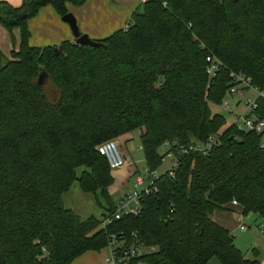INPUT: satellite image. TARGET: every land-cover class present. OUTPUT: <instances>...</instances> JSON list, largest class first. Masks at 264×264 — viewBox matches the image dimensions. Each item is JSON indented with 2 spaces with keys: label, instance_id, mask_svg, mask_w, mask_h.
<instances>
[{
  "label": "trees",
  "instance_id": "1",
  "mask_svg": "<svg viewBox=\"0 0 264 264\" xmlns=\"http://www.w3.org/2000/svg\"><path fill=\"white\" fill-rule=\"evenodd\" d=\"M86 1H0V24L20 32L11 59L0 54V264H70L107 248L110 235L154 248L127 264H259L211 216L235 200L244 215L264 220V149L211 107L220 106L229 72L264 87V0H146L127 31L97 46L30 45L28 21L42 7L63 17L66 4ZM207 56L222 64L214 78L204 71ZM135 130L150 171L162 166L165 143L176 154L210 136L217 144L178 155L174 177H159L138 215L103 229L115 204L98 147ZM75 180L83 193H99L102 221L81 223L64 208Z\"/></svg>",
  "mask_w": 264,
  "mask_h": 264
},
{
  "label": "built area",
  "instance_id": "2",
  "mask_svg": "<svg viewBox=\"0 0 264 264\" xmlns=\"http://www.w3.org/2000/svg\"><path fill=\"white\" fill-rule=\"evenodd\" d=\"M145 1L139 0V5L141 6ZM130 26V21H128L123 30L127 31ZM220 68H222V64L218 59L212 56L205 58L204 71L209 78H214ZM228 75L227 89L220 102L221 109L227 112L231 119L230 122L226 123V127L241 133L259 136L260 147L264 149V87L260 88L254 85L251 79L243 73L229 72ZM216 144L217 137L210 136L206 142H193L187 147L180 146L176 154L172 149V145L165 143L163 145L165 148L163 161L165 158L171 160L170 167L163 173H158L159 169L150 171L145 168L143 175H136L135 190L131 194L122 196L117 201L114 213L101 222V228L108 227L113 221L119 220L124 216L138 215L142 198L153 195L158 191L155 182L159 177L164 173H168L169 177H174V171L178 166V155H183L190 151L204 154ZM98 152L106 159L111 170L123 166L124 160L119 155L113 140L101 144L98 147ZM231 205L239 207L235 200L231 201ZM244 216L242 211L234 214L238 222V229L242 232L248 229ZM257 227L260 234L264 235V220H259ZM107 248L109 250V255L106 259L107 264H127L128 261L154 250L153 247H146L143 244L137 246L127 245L125 241L118 240L115 235L109 236Z\"/></svg>",
  "mask_w": 264,
  "mask_h": 264
},
{
  "label": "crops",
  "instance_id": "3",
  "mask_svg": "<svg viewBox=\"0 0 264 264\" xmlns=\"http://www.w3.org/2000/svg\"><path fill=\"white\" fill-rule=\"evenodd\" d=\"M0 1L7 2L14 7H19L21 5V0ZM66 8L68 13L72 14L76 19L80 32L87 35L91 40L98 41L123 29L134 11L140 8V5L139 0H87L80 6L66 4ZM28 30L30 32V45L32 47L43 48L48 46H59L64 41L73 43L75 41L69 26L59 19V15L51 6L42 7L38 13L28 21ZM19 43V30L13 29L10 33L0 24V54L2 55L3 61L11 59V53L18 51ZM240 211L241 208L228 205L226 210H217L211 217L213 221L233 235L236 230H239L238 222L234 214ZM247 215H251L252 219L250 222H252L256 228L251 232L250 226H247L248 229L244 231L245 234H248L247 244L249 248L247 249H251L252 251V257L247 259L252 260L255 256L259 264H264V235H260L257 227L259 222L258 216L252 213ZM246 221L247 219H245V223ZM236 243L239 242H236L234 238L235 246ZM237 245H239L236 246L239 250L241 248L246 249L244 243V247L241 243ZM108 255V248L100 251H88L73 260L70 264H107L106 259ZM207 264L221 263L216 258H211Z\"/></svg>",
  "mask_w": 264,
  "mask_h": 264
},
{
  "label": "rangeland",
  "instance_id": "4",
  "mask_svg": "<svg viewBox=\"0 0 264 264\" xmlns=\"http://www.w3.org/2000/svg\"><path fill=\"white\" fill-rule=\"evenodd\" d=\"M141 9V8H140ZM59 19H61L59 17ZM131 19V18H130ZM2 63L0 66H3ZM51 92V90L49 89ZM211 111L213 113L220 114L225 117L227 122H230V116L227 112H224L220 106H212ZM140 132L139 130H135L132 132L125 133L118 138L114 139L113 142L118 150L119 155L123 158L124 164L121 168L111 170V176L113 177V183L108 188V194L110 196L111 201L116 205L117 201L124 195L131 194L135 188V176L143 175V170L146 168L143 154L140 149ZM165 151L164 147L159 149V153H163ZM170 160L164 159L162 166L159 167L158 173H163L170 167ZM84 170L83 167L78 168L76 171V176L78 177L81 171ZM97 201L100 202L101 206L98 205ZM62 204L65 209L74 212L78 209H84L87 212L94 215L97 219L102 221V215L105 214V205L101 200L99 193H97V197L91 194L83 193L78 185V182L75 180L70 189L63 194L62 196ZM250 214V213H249ZM251 215L244 216V220L246 221V226H250V231L253 232L254 224H252ZM250 218V219H249ZM101 227V226H100ZM258 231V230H257ZM259 233V232H258ZM247 233L245 234L240 232L239 230L235 231V234L232 236L235 238L236 242H239L244 247L243 243L246 246L245 248H241L240 250L244 254L245 258L252 257V251L247 244ZM261 235V234H260ZM236 243V246H239Z\"/></svg>",
  "mask_w": 264,
  "mask_h": 264
},
{
  "label": "water",
  "instance_id": "5",
  "mask_svg": "<svg viewBox=\"0 0 264 264\" xmlns=\"http://www.w3.org/2000/svg\"><path fill=\"white\" fill-rule=\"evenodd\" d=\"M61 21L67 24L70 28V31L74 37V44L79 46H97L98 43L94 40H91L87 35L82 34L79 30V25L74 18V16L70 13H67L65 16L61 17ZM38 84L41 85V76L38 78ZM75 215L80 216V222L83 223L87 221L92 214L87 212L84 209H78L73 212Z\"/></svg>",
  "mask_w": 264,
  "mask_h": 264
}]
</instances>
